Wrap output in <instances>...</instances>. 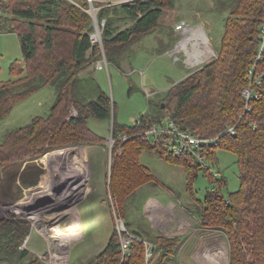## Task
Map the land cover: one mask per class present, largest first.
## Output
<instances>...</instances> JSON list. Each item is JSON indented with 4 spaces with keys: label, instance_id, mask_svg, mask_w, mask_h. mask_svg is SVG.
<instances>
[{
    "label": "trees",
    "instance_id": "16d2710c",
    "mask_svg": "<svg viewBox=\"0 0 264 264\" xmlns=\"http://www.w3.org/2000/svg\"><path fill=\"white\" fill-rule=\"evenodd\" d=\"M81 3L87 5L84 0ZM224 5L225 2H219V8ZM228 5L230 12L223 19L217 56L172 84L156 106L149 99L147 112L139 116L141 125L136 126L116 122L114 102L95 76L83 71L101 59L103 52L107 64L122 71V61L131 58V45L156 29L163 8L171 7L167 0H132L101 7L99 17L107 18L102 30L103 52L98 44L91 42L90 15L78 4L68 0H0V13L7 14L0 21V33H16L22 55L21 61L9 66L13 79L0 81V120L19 100L39 88L50 85L55 92L54 103L47 114L35 116L28 124L4 132L0 140L3 170L0 198H15L12 182L16 179L23 187L38 182L43 169L30 161L37 154L73 142L94 143L85 124L87 118L112 116L113 136H129L120 153L112 151L115 162L108 190L116 200L118 215L124 218L127 198L152 179L149 170L139 162V155L143 150L155 149L164 160L184 168L186 190L199 206L197 214L201 225L225 231L228 264H264V81L259 88L262 97L252 100L251 111L239 120L244 107L242 89L247 85V69L257 51L258 30L264 20V0H233ZM109 10L122 13L132 23L125 29L113 31L107 17ZM258 67L264 70V57ZM131 90L132 87L129 92ZM71 107L77 111L74 116L69 114ZM162 116H169L177 127L200 136L221 133L218 145L207 148L204 154L211 163L216 159L218 147L235 154L238 188L224 196L222 188L226 179L223 176L217 178L202 169L192 155L176 157L152 144L143 131ZM232 124H235L234 132L224 133ZM21 153L27 156L26 160ZM21 161L26 165L20 171ZM199 171L214 183L202 199L195 197L192 188ZM28 230L26 221L0 220V261L15 256L20 260L28 255L26 249H18ZM146 239L142 232L131 241L128 261L124 264H145L143 241ZM149 241L153 245L151 264H173L171 258L180 237L157 235ZM119 246L113 227L106 246L91 264H118Z\"/></svg>",
    "mask_w": 264,
    "mask_h": 264
},
{
    "label": "rangeland",
    "instance_id": "374dc122",
    "mask_svg": "<svg viewBox=\"0 0 264 264\" xmlns=\"http://www.w3.org/2000/svg\"><path fill=\"white\" fill-rule=\"evenodd\" d=\"M68 1L71 4H78L83 10L87 7V5H82L81 0ZM102 1L104 4L107 2V0ZM116 1L112 0L113 4L117 5L119 3ZM167 1L171 7L163 8V13L158 20L156 29L131 45L129 49L131 58L127 59L126 57L122 61V71L113 64L105 66L104 62L102 64L103 69H96L94 72L98 84L115 104L113 109L114 118L118 123L133 124V120L146 111L149 99H152L156 106L161 101L162 94L172 84L180 81L217 56L218 44L224 28L223 19L230 12L228 3L233 0ZM219 2H225L226 5L219 8ZM93 5L97 6L94 3ZM98 13L90 17V19L93 28H96V25L99 26V33L102 38V30L107 23V18L99 17ZM108 13L107 17L110 18L113 31L115 32L127 28L132 23L129 18L118 11L109 10ZM6 15V13H0V21ZM183 25L188 30L185 33L180 28ZM197 25L205 29L204 31L210 39L209 47L214 54L210 55L206 52H201L200 61L192 64L193 60L190 56L192 53L199 52L191 53L190 49H188L189 47L179 49L177 42L184 34H195L193 28ZM171 31L178 35V39L177 36L172 39L174 44L170 39ZM91 32H94V29ZM103 54L105 53L103 52ZM104 58L105 56L93 64L96 65L98 61L103 62ZM21 59L22 55L16 33H0V81L13 79L9 66L12 62L21 61ZM127 60L129 65L125 63ZM17 67L21 69L20 63ZM130 87H132V90L129 92ZM86 95L89 96L90 93L87 92ZM54 100L55 92L50 85L43 86L19 100L11 112L0 120V140L6 130L26 125L33 117L47 114ZM69 114L74 116L77 111L71 107L69 108ZM112 121V116L103 119L89 116L85 124L91 131V140L93 139L94 143L73 142L49 149L44 154H37L36 158L30 161L40 164L43 169L38 182L28 187H23L19 179L12 182V193L15 198L13 200H2L0 198V220L8 219L28 222L29 230L23 235L18 245V249H26L28 255L20 260L16 258L17 256L9 257L0 261L2 264H49V262L52 264L51 260L46 261V259L48 260L47 254L53 252L56 243L62 242L64 244L65 242L67 244L68 242V245L70 242L72 243L69 238V230L78 227V224L76 219L74 222L71 221V215L76 213L74 203L79 198V193L81 194V189L83 188L81 185L90 178L89 163L92 171L93 169L95 171H93L91 182L95 176L94 174L99 175L97 180H95L96 185L99 187L88 194L80 203L79 210H83V212L84 210H89L91 217L85 218L83 215L84 217L81 220L83 239L76 240L70 247L69 264H89L88 261L92 254L87 257H84V255L90 251L93 252L98 245L106 243L111 232L108 200L110 204L112 200L113 206L118 212L116 200L113 197L108 199L100 191L104 189L108 191L110 173L115 162L113 155L111 156L114 149L109 142ZM91 144L96 146L91 148L89 147ZM94 148L96 151L93 150ZM88 152L93 153L95 157H93L95 159L93 162L90 160L85 165L84 160L79 161L80 163L75 160L80 154L84 155V153ZM157 154L155 149L143 150L140 153L139 162L146 166L150 164V168L156 172L157 176H154L153 181L137 188L127 198L126 202L129 199L130 205H137L138 203L141 206L145 190L148 185H154L153 182L155 181L154 183L158 185L155 186L153 191L155 194L167 195L171 199L177 200V207L164 215L167 224L171 225L173 220H177L178 224L182 220V222L180 221V231L183 232V235L180 237L181 239L175 248V252H173L171 261L176 264H216L219 262L220 264H228L229 250L225 231L220 228H206L201 225L197 220L199 219L197 214L199 206L186 190L187 181L183 167L180 165H167L158 158ZM215 155L216 159L214 162L211 163L207 158L204 161L206 165L216 171L215 177L220 178L223 176L226 179V185L222 188V193L226 196L229 192L236 190L239 185L238 167L235 162L236 156L231 151L219 147L216 148ZM20 156L25 160L27 159V156L22 153ZM73 157H75L74 160L72 159ZM90 159H92L91 155ZM21 163L20 171L26 165V162L21 161ZM49 169H51V173ZM152 170L150 169L151 173H153ZM1 174H3L2 166H0V176ZM74 182H77L78 185H75ZM104 182L105 184H103ZM161 184L165 187L162 186L163 188H161L159 186ZM96 185L94 184V187ZM16 186H19V192ZM212 186H214V183L209 182L206 174L199 171L192 183L195 197L202 199L207 189H211ZM76 194L75 201H70V197ZM107 195L109 196V194ZM69 201L71 204L65 207L64 205ZM72 206H74L73 209L71 208ZM69 208H71L72 212L70 210L66 211ZM57 209H60V211ZM61 210L64 213L59 215ZM134 210L136 209L134 208L132 212ZM136 213L139 216L142 215L139 210H136ZM145 219L142 217L139 225L144 230H147V233L152 234L149 229L151 228L149 226L150 222L148 221V224ZM124 221L127 225V221ZM131 228L130 230L133 231ZM73 234L75 235V229ZM146 236L148 237L149 235L146 234ZM146 241L153 247L148 238ZM2 253L6 255L4 250ZM191 258L193 259L191 260Z\"/></svg>",
    "mask_w": 264,
    "mask_h": 264
},
{
    "label": "built area",
    "instance_id": "2783aa9c",
    "mask_svg": "<svg viewBox=\"0 0 264 264\" xmlns=\"http://www.w3.org/2000/svg\"><path fill=\"white\" fill-rule=\"evenodd\" d=\"M87 2V7L85 11L88 12L90 17L97 15L98 10L104 6L116 5L113 4L112 0H107L104 4L102 0H85ZM132 0H117L116 2L124 3ZM93 3L97 6H94ZM99 3V4H97ZM97 10V11H96ZM184 30L183 33L187 32L186 26L183 25L180 27ZM195 28V29H194ZM193 31L195 34L192 35H183L179 38L177 42V47L180 49L182 47H189L191 53L194 54V58L190 57L193 61L192 64L198 63L200 61L199 56L201 52H206L210 55H213V50L209 47V37L205 33V29L200 27L199 25L195 26ZM200 29V32H197L196 29ZM94 32L89 33L90 40L93 44H98L103 52L102 48V38L99 33V26L96 25L94 27ZM102 30V29H101ZM259 44L257 47V51L247 69L246 79L247 85L242 89V97L244 101V107L242 114L239 117V120L242 118V115L246 112L251 111V101L254 99H260L262 97V93L259 88L262 87L264 81V70H259V63L262 61L264 57V20L259 27ZM104 56V54H103ZM188 58V57H187ZM105 59V58H104ZM196 59V60H194ZM105 62V63H104ZM195 62V63H193ZM107 65L106 59L102 61H98L96 66L102 67V64ZM133 125L139 126L141 125V120L138 117L133 120ZM235 124L228 125L227 128L223 131L224 133L234 132ZM143 135L148 138V140L155 144L159 149L163 150L166 153H169L176 157H181L185 155H192L196 162L201 166L202 169H207L208 172L216 175V171L211 169L206 162L205 150L209 147L216 146L219 143L220 134L212 135V136H200L197 135L187 129H181L177 127L174 121L169 116H162L158 121L152 123V125L146 128L143 131ZM129 138L126 134H117L113 136L112 131L109 137L110 146L114 149V153H120L122 151V144ZM113 153L111 154V156ZM112 160V159H111ZM77 195V194H76ZM111 207L113 210V221L114 228L119 237L120 244V260L118 264H124L128 261L129 255V247L131 241L137 237V235L130 230V228L126 225L124 219L118 215L113 206V202L111 200ZM145 245V264H151L152 258V247L146 240L143 241ZM48 260L52 261V264H68V254L66 249V243L62 242L56 243V247L53 249V252L47 254ZM49 264H51L49 262ZM217 264V263H216ZM220 264V262L218 263Z\"/></svg>",
    "mask_w": 264,
    "mask_h": 264
},
{
    "label": "crops",
    "instance_id": "0c3cea01",
    "mask_svg": "<svg viewBox=\"0 0 264 264\" xmlns=\"http://www.w3.org/2000/svg\"><path fill=\"white\" fill-rule=\"evenodd\" d=\"M177 36V39H178V35H176V34H171V42L174 44V42H173V38H175ZM179 40V39H178ZM218 46H219V44H218ZM126 64H128L129 65V61L127 60V62H125ZM101 70V69H103L102 67H98V66H96V65H90L85 71H83V74L84 73H86L87 71H90L94 76H95V70ZM96 78V77H95ZM97 80V79H96ZM98 82V81H97ZM147 109H148V105H147ZM147 109H146V111L145 112H147ZM93 146H96V145H92L91 144V146H89V147H93ZM93 150H95L96 151V149L94 148ZM90 155H91V157H92V159H90ZM75 156V155H74ZM80 156V158H78ZM79 156H77V158H75V157H73L72 159L74 160V158H75V160H78V162L79 161H85V165L87 164V162H89L90 160H91V162H93V160H95L94 158V155H93V153L92 152H88V153H84V155L83 154H80ZM157 156H158V158L160 159V160H162L165 164H167V165H169V164H171L170 162H168V161H166V160H164L163 158H161L160 156H159V154H157ZM82 157H84V158H82ZM94 157V158H93ZM72 160V161H73ZM80 163V162H79ZM98 163V162H97ZM141 163V162H140ZM98 165H99V163H98ZM103 165V164H102ZM141 165H143L146 169H148L149 170V172H150V169L152 170V168H150V164L149 165H145V164H143V163H141ZM172 165H174V164H172ZM184 169V168H183ZM89 170H90V178L86 181V182H84L83 183V185H81V187H83L82 189H81V194L79 193V191H77V193H79V198H77L76 199V201L74 200V198L77 196V195H74L73 197H70L71 199H70V201L71 200H73V201H75V203H74V206H72L71 208L73 209V207H74V209H75V214L74 215H71V217H72V219H71V221H73L74 222V220L76 219V223L78 224V227H74L73 229H71V230H69L70 231V236H69V238H70V241H72V243L70 242L69 243V245H68V242H67V244H66V248H67V254H68V264H69V257H70V247L72 246V244L76 241V240H82L83 239V234H82V230H81V223H82V218L85 216V218L86 217H91V212H89V210H84V212H83V210L82 211H80L79 210V208H80V203H81V201L88 195V194H90L91 192H93L94 190H96L99 186H97L96 185V181L95 180H97V178L99 177V175H96V174H94L95 176H94V178H93V181L91 182V177H92V174H93V171H94V169H93V171H92V169L90 168V163H89ZM49 171H50V173L52 172L51 171V169H49ZM102 171H103V169H102ZM153 171V173H151V176H152V179L150 180V181H153V179H154V176H157V174H156V172L154 171V170H152ZM95 172V171H94ZM106 180V179H105ZM55 181V180H54ZM78 181V180H77ZM150 181H148V182H145V183H149ZM105 182H107V181H105ZM105 182L103 183V184H105ZM155 182V181H154ZM153 182V184L154 185H148V187H147V189L145 190V192H144V194H143V196H142V202H141V206H139L138 205V203H137V205H130L129 204V199H128V201L127 202H125V209H124V212H123V219L124 220H126L127 221V223H128V225L130 226V227H132L131 229L132 230H138V231H140L141 232V234H142V232L145 234H148L149 236L147 237L148 239H150V238H152V237H155V236H157V235H164V236H178V237H181L182 235H183V232L182 231H180V228H181V226H180V224H181V222H182V220H180L179 221V223L177 224V220H173V219H171V220H173L172 221V224L171 225H169V224H167V222L165 221V219H164V215L166 214V213H168L169 211H173L176 207H177V200H173V199H171L169 196H167V195H157V194H155L153 191L155 190V186H158L156 183H154ZM156 182H159V181H156ZM145 183H143L142 185H144ZM74 184L75 185H78V183L77 182H74ZM94 184L96 185L95 187H94ZM152 184V183H151ZM72 185H73V183H72ZM142 185H140V186H142ZM139 186V187H140ZM161 188H163L162 186H164V185H159ZM138 187V188H139ZM165 187V186H164ZM137 189V188H136ZM135 189V190H136ZM56 190H60V189H56ZM102 193H104V195H106L107 196V198L108 199H110V198H112V196L110 195V193H109V190L108 191H105V189L102 191V190H100ZM134 193V192H133ZM107 194H109V196L107 195ZM110 197V198H109ZM68 202L67 204H65L64 206L66 207V206H69L70 204H71V202ZM131 201V200H130ZM102 202H103V200H102ZM108 207H109V210H110V227H111V232H110V234H109V237H110V235H111V233H112V231H113V227H114V224H113V210H112V207H111V204L109 203V200H108ZM128 204H129V206H128ZM64 207V208H65ZM71 208H69V209H67L66 211H71ZM136 209V210H139V211H141L142 212V215L141 216H139V215H137V213H136V210H134V212H132V210L133 209ZM58 211H60V209H57ZM56 211V210H55ZM72 212V211H71ZM64 213V211H62L61 210V212H60V214L59 215H61V214H63ZM68 214V213H67ZM84 215V216H83ZM136 217H134V216ZM142 217H144V219H145V217H146V221H147V223H148V221L150 222V224H149V226L151 227V228H149L151 231H152V234H149V233H147V230H144V228H141L140 227V225H139V221L141 220V218ZM199 222H200V220L199 219H197ZM168 221H169V219H168ZM72 223V222H71ZM74 229H75V235L73 234V232H74ZM180 231V232H179ZM140 236V235H139ZM109 237H108V239H107V241H106V243H104V245H98L97 247H95V250L92 252V251H90L89 253H87V254H85L84 255V257L86 256H88V255H91L92 254V256H91V258L89 259V264H91V262L94 260V257L106 246V244H107V242H108V240H109ZM181 239V238H180ZM95 241H97V240H95ZM68 246V247H67ZM96 252V253H95ZM193 258H191V260H192ZM173 264H176V263H174L173 261H171ZM197 262V261H196Z\"/></svg>",
    "mask_w": 264,
    "mask_h": 264
},
{
    "label": "bare ground",
    "instance_id": "6f19581e",
    "mask_svg": "<svg viewBox=\"0 0 264 264\" xmlns=\"http://www.w3.org/2000/svg\"><path fill=\"white\" fill-rule=\"evenodd\" d=\"M196 31L197 32H200V29L198 28V29H196ZM201 33V32H200ZM190 57H192V58H194V54H192ZM194 60H196V59H194ZM75 188H77V187H75ZM55 214V213H54ZM52 216V215H51ZM218 264V263H217Z\"/></svg>",
    "mask_w": 264,
    "mask_h": 264
},
{
    "label": "water",
    "instance_id": "95a60500",
    "mask_svg": "<svg viewBox=\"0 0 264 264\" xmlns=\"http://www.w3.org/2000/svg\"><path fill=\"white\" fill-rule=\"evenodd\" d=\"M133 232L136 234V235H141V232L140 231H138V230H133Z\"/></svg>",
    "mask_w": 264,
    "mask_h": 264
}]
</instances>
